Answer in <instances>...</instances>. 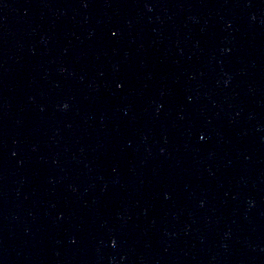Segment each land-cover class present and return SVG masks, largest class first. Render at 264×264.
I'll list each match as a JSON object with an SVG mask.
<instances>
[{"label":"water","instance_id":"95a60500","mask_svg":"<svg viewBox=\"0 0 264 264\" xmlns=\"http://www.w3.org/2000/svg\"><path fill=\"white\" fill-rule=\"evenodd\" d=\"M0 264H264V0H0Z\"/></svg>","mask_w":264,"mask_h":264}]
</instances>
